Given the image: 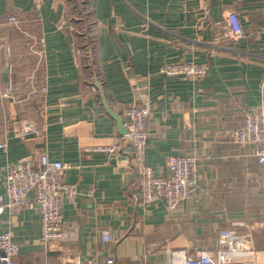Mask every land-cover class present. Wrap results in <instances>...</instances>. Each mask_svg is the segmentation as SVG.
Segmentation results:
<instances>
[{"label":"crops","instance_id":"1","mask_svg":"<svg viewBox=\"0 0 264 264\" xmlns=\"http://www.w3.org/2000/svg\"><path fill=\"white\" fill-rule=\"evenodd\" d=\"M84 6L93 26L88 60L78 29ZM230 12L245 32L239 40L225 34ZM9 16L19 23L0 27V117L6 118L0 121V196L7 201V167L41 153L72 165L63 180L77 190L62 207L64 228L75 239L48 249L38 243L40 213L31 195L23 207L6 209L0 232L10 230L18 243L16 264L109 257L114 264H168L170 252L214 256L222 231L264 264V171L254 145L226 137L260 103L264 0H43L38 8L30 0H0V19ZM182 60L206 63V76L158 72ZM10 64L11 79L17 74L13 98L4 96ZM94 73L122 121L127 107L149 106L145 164L156 175H168V156L198 157L195 199L171 213L162 201L143 206L128 146L116 154L94 149L124 135L102 104ZM28 112H39L33 119L43 131L21 137L20 117Z\"/></svg>","mask_w":264,"mask_h":264},{"label":"built area","instance_id":"2","mask_svg":"<svg viewBox=\"0 0 264 264\" xmlns=\"http://www.w3.org/2000/svg\"><path fill=\"white\" fill-rule=\"evenodd\" d=\"M33 7H40L43 0H30ZM18 19L9 16L0 19V27L4 24L17 25ZM226 36L232 40L244 37L238 15L230 12L227 16ZM7 48V47H6ZM5 48V49H6ZM8 54V49H6ZM12 65L8 66V86L4 90L5 97H11ZM165 76L190 77L203 79L208 72L206 63L194 61H177L161 65L158 71ZM44 91V89H42ZM260 103L244 113L241 125L226 132L227 139L237 145L251 144L255 146V157L258 165L264 171V73L259 82ZM123 127L126 133L109 146L95 147L96 151L116 154L122 145L128 146L132 160L136 166L140 184L139 198L143 206H151L162 201L168 212H173L178 205L196 198L198 192V157L196 155H171L166 157L165 164L168 175H156L152 168L145 164L147 140L146 123L150 114L146 103L131 105L124 111ZM43 127L36 123L23 122L19 126V136L39 135ZM5 145L0 144V147ZM210 157L206 156L208 160ZM70 163L50 160L45 153L35 159L26 157L7 167L3 184L7 199L0 196V223L3 213L9 207H23L31 195L39 209L40 232L38 243L48 249L55 242H67L75 239L73 231L64 228L62 207L65 200H71L77 195L76 187L63 180V173L71 168ZM102 240H110V232L102 230ZM19 251L18 243L13 239L8 229L0 232V264H16ZM257 259L250 256L240 241L230 232L219 234L215 255L199 250L194 255L184 251L169 253L168 264H257ZM72 264H114V258L109 257L100 263L94 258L84 261L75 259Z\"/></svg>","mask_w":264,"mask_h":264},{"label":"rangeland","instance_id":"3","mask_svg":"<svg viewBox=\"0 0 264 264\" xmlns=\"http://www.w3.org/2000/svg\"><path fill=\"white\" fill-rule=\"evenodd\" d=\"M83 12L79 14V32L83 35V43H84V54H83V59H90L89 55L90 53L93 52V26L91 24V20H90V16L88 13V8H86L85 6L82 8ZM12 28L9 27L8 29ZM17 77V74L12 73V79L11 81L14 83L15 78ZM28 84V83H27ZM38 101V99H36ZM39 112H28L26 113L25 117L22 118L20 117V123L23 122H28V123H36V120H34L33 118H35V116H38ZM5 120L6 118L4 117H0V121L1 120Z\"/></svg>","mask_w":264,"mask_h":264},{"label":"water","instance_id":"4","mask_svg":"<svg viewBox=\"0 0 264 264\" xmlns=\"http://www.w3.org/2000/svg\"><path fill=\"white\" fill-rule=\"evenodd\" d=\"M95 74V73H94ZM94 85H95V87L99 90V92H100V96H101V98H102V104H103V106H104V108L106 109V111H107V113H109L115 120H116V122L118 123V125L121 127V128H123V130H124V134L126 133V130L124 129V127H123V121H122V119L118 116V115H116L115 113H113V111H111L110 109H109V107L107 106V104L105 103V100H104V96H103V91H102V89H101V87H100V85H99V83H98V81H97V79H96V74H95V77H94Z\"/></svg>","mask_w":264,"mask_h":264}]
</instances>
